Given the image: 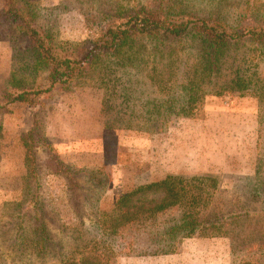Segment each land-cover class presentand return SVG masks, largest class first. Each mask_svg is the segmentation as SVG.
Here are the masks:
<instances>
[{"label": "rangeland", "instance_id": "obj_1", "mask_svg": "<svg viewBox=\"0 0 264 264\" xmlns=\"http://www.w3.org/2000/svg\"><path fill=\"white\" fill-rule=\"evenodd\" d=\"M161 1L23 0L22 7L54 41L80 43L100 38L102 19ZM182 2L231 24L242 12L264 21V0ZM173 47L149 43L126 66L104 56L89 73L50 88L49 69L26 38L0 21V264H62L87 254L128 264L134 254L175 250L183 237L176 226L189 217L217 226L203 231L230 234L237 262L264 264V59L247 46L232 49L220 78L234 75L236 89L207 96L193 117L163 126L157 113L164 107L155 105L193 76L196 63L186 45ZM22 93L30 100H13ZM30 132L37 155L31 165ZM170 171L187 178L181 203L111 227L123 194ZM161 196L139 194L129 211Z\"/></svg>", "mask_w": 264, "mask_h": 264}, {"label": "trees", "instance_id": "obj_2", "mask_svg": "<svg viewBox=\"0 0 264 264\" xmlns=\"http://www.w3.org/2000/svg\"><path fill=\"white\" fill-rule=\"evenodd\" d=\"M22 2L23 0H4V6L0 9V21L18 30L26 38L27 48L39 65L49 69L50 88L89 73L104 56L113 58L116 64L131 65L136 58H133V54L140 52L139 49L149 43L160 50L171 49L175 45H186L188 49L193 50L196 60L193 76L187 82L178 85L177 91L155 105L156 108L164 107V112L157 113V119H160L163 126L174 119L193 117L195 111L204 105L207 96L223 95L236 89L234 75L228 78L231 81H222L220 78L226 64L225 56L232 49L247 46L258 54L259 59H264V21L247 17L245 12L239 14L235 23L231 24L224 16L217 15L211 10L200 13L182 0L178 1L179 4L173 0L166 2L162 0L155 8L131 9V13L126 16L104 18L101 21L102 32L99 39L73 43L54 41L49 33L36 26L33 11L22 7ZM135 47L138 48L134 50ZM173 53L171 50L169 56ZM243 71L245 81L240 89L241 94H245L247 92L245 90L250 87L249 75L246 70ZM28 95L22 93L13 100H30ZM25 144L28 150L26 158L30 165L34 164L37 155L32 132L29 133ZM46 145L51 149V143L47 142ZM52 159L57 161L58 166L62 164L56 154H53ZM30 168L33 170L34 167ZM65 174L72 175V170L66 169ZM183 179L187 178L168 175L162 180L141 185L123 194L116 203V209L122 215L112 221L111 227L125 225L138 214L165 211L178 205L185 196L186 186ZM206 179H209V176L192 178L199 181ZM216 182L218 181L215 179V184ZM149 191L161 193V199L152 200L149 205L141 207L140 211L131 213L128 208L131 200ZM184 220L176 226L183 231V237L216 233L202 230L217 227L214 223L203 226L196 217ZM62 264H102V262L99 256L87 254L79 260ZM239 264L257 263L245 260Z\"/></svg>", "mask_w": 264, "mask_h": 264}, {"label": "crops", "instance_id": "obj_3", "mask_svg": "<svg viewBox=\"0 0 264 264\" xmlns=\"http://www.w3.org/2000/svg\"><path fill=\"white\" fill-rule=\"evenodd\" d=\"M172 168L175 169V167ZM170 172L171 173L168 175H175L177 173H181L182 171ZM181 238L182 239L177 240L175 250L149 254H134L129 257L128 264L240 263L237 262L238 258L234 249V241L232 236L228 233H213L206 235L195 234L194 236Z\"/></svg>", "mask_w": 264, "mask_h": 264}]
</instances>
